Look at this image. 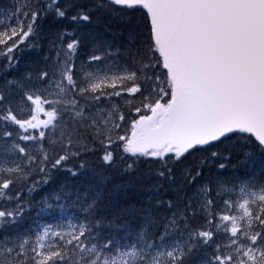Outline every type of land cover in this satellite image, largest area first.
Instances as JSON below:
<instances>
[{
	"label": "snow or ice",
	"instance_id": "1",
	"mask_svg": "<svg viewBox=\"0 0 264 264\" xmlns=\"http://www.w3.org/2000/svg\"><path fill=\"white\" fill-rule=\"evenodd\" d=\"M93 10L118 13L132 27L115 71L111 45L92 40L80 56ZM7 19L0 20V76L12 77L0 84V231L23 218L25 189L41 190L53 172H86L88 156L107 168L117 155L131 161L127 169L148 159L169 179L182 165L184 187L167 203L170 216L159 223L145 216L134 235L125 225L119 238L94 214L96 198L77 191L73 200L61 187L45 208L63 214L72 201L81 215L0 235V264H264V185L231 183L222 172L205 178L209 160L220 157L205 155L211 147L235 139L264 153V0H13ZM42 22L57 28L44 67L12 76ZM125 94L127 113L111 103ZM29 141L39 143L35 152L20 143Z\"/></svg>",
	"mask_w": 264,
	"mask_h": 264
},
{
	"label": "trees",
	"instance_id": "2",
	"mask_svg": "<svg viewBox=\"0 0 264 264\" xmlns=\"http://www.w3.org/2000/svg\"><path fill=\"white\" fill-rule=\"evenodd\" d=\"M12 2L13 0H0V13H3V15H0V20H3L4 23H8V9ZM77 2L91 6L96 3L97 0H77ZM93 11L94 15L92 23L89 24L84 30L85 35L89 38V41L86 42L85 47L82 48L80 52L81 58H87L94 46L91 41L94 40L97 43L111 45V50L114 53L113 61L118 62L123 66L126 59L125 48L128 47L127 40H129L127 36L130 34V32L126 31V29L130 27L128 26L127 22L128 18H122L118 13H107L96 10ZM135 20H139L140 22L138 14ZM135 20L134 23H137ZM41 27L42 31L39 39L36 41V47L32 48L31 50L28 48L24 49V51L20 54L21 59L19 72L12 73V76L23 75L27 71L36 72L38 69H42L44 67L43 60L49 52V42L52 39V33L56 32L57 28L52 27V22H42ZM116 53H119V55H115ZM38 61L41 62L39 63ZM77 63L79 64V61H77ZM10 78L12 77L0 76V84L3 83L4 79ZM125 98L126 99L123 101L113 97L111 103L119 104L123 111L127 113L129 105L126 103V101L131 100L132 98L128 97L127 95H125ZM133 102L138 105L140 103V98L137 97ZM20 143L27 144L34 152L40 146L39 143L34 145L31 141ZM239 149L240 148L238 147L237 143L230 141H226L224 144L209 148L205 155L210 156L212 151H217L220 153V157L216 160H209L208 165L205 167V178H207L209 174L214 177L217 172H222L223 177L229 181L231 180L232 182L248 180L257 185H264V153H260L258 149H253L250 147L246 151V157H242L244 154ZM199 155V153L196 154L197 158ZM225 156L230 158L225 160ZM86 159L91 162V167L80 175L73 177L67 172H53L51 179V181H53H50L48 185L42 186L41 190L27 195V189H25L24 202L28 205V207L25 210L23 218L17 225L5 227L3 231H0V235H15L18 232L26 233L30 229H35L37 225H43L46 223H64V220L69 217H79L81 213L78 209V206L74 205L72 201H68L67 210L63 214L57 207H53L51 209L45 208V197H47L49 194L57 192V190H59L61 187H64V185H69L68 187H65V191L66 189L67 191L70 190V192L74 191V195L77 193V191H79L81 195L87 191L90 197L93 196L96 198V201L102 199L96 203L94 214L96 213L95 215L98 220L103 221L104 230L110 235L113 234L112 236L117 238L125 235V232L119 231V229L124 225L129 226L131 233L134 235L135 226L138 223L143 222V218L145 216H150V218L156 223L161 222V219L164 216L171 215V213L166 211L167 203L169 201L176 202L178 195L183 197V192L180 191V189L184 187L182 165L174 170L173 177L169 179L168 177H160L158 170L161 165L148 159L142 158L138 160L133 165L132 169H127V163L131 161H121L119 155H117L115 165L110 168L97 167L95 163L97 157L95 156H88ZM189 159L192 158L190 157ZM221 162L226 164V168L223 170L218 168V164ZM76 164L78 165L79 161H77ZM69 166L71 167V165ZM105 194H107L110 199L105 196ZM74 195L73 200H75ZM101 201L103 203H101ZM48 203H54V201L49 200ZM99 206H101V208H99ZM103 206L106 207L104 208ZM98 212L101 214V216ZM161 213L164 214L162 215ZM109 225H111V228L108 227ZM195 264H199V262L195 261Z\"/></svg>",
	"mask_w": 264,
	"mask_h": 264
},
{
	"label": "rangeland",
	"instance_id": "3",
	"mask_svg": "<svg viewBox=\"0 0 264 264\" xmlns=\"http://www.w3.org/2000/svg\"><path fill=\"white\" fill-rule=\"evenodd\" d=\"M137 23L139 22V20H135ZM128 26H130L129 24H128ZM126 31L127 32H130V34L132 33V27L130 26V27H128L127 29H126ZM130 34H128V39H130ZM127 41H129V40H127ZM110 65L112 66V68H113V70L115 71L116 69H117V67H119V66H122L121 64H119L118 62H115V61H113V59L110 61ZM126 95V94H125ZM125 95H123V96H121V97H116L117 99H119V100H125L126 98H125ZM31 131V130H30ZM230 142H233V143H237L238 144V147L240 148L239 150L244 154V155H242V157H246V151L251 147V146H248V147H243V144H244V141H236L235 139L234 140H232V141H230ZM9 143H11V141L9 142ZM230 182L231 183H236V184H240L241 182H243V181H235V182H232L231 180H230ZM27 193V195H29L30 193H28V191H26Z\"/></svg>",
	"mask_w": 264,
	"mask_h": 264
},
{
	"label": "bare ground",
	"instance_id": "4",
	"mask_svg": "<svg viewBox=\"0 0 264 264\" xmlns=\"http://www.w3.org/2000/svg\"><path fill=\"white\" fill-rule=\"evenodd\" d=\"M10 4H11V3H10ZM5 23H6V22H5ZM47 28H48V27H47ZM52 34H53V33H52ZM45 38H46V37H45ZM41 43H42V42H41ZM37 57H38V56H37ZM22 61H23V60H22ZM38 62H39V61H38ZM40 62H41V61H40ZM40 62H39V63H40ZM34 63H35V62H34ZM32 65H33V64H32ZM34 66H35V65H34ZM0 82H1V81H0ZM111 177H112V175H111ZM53 179H55V178H53ZM122 179H123V178H122ZM52 181H53V180H52ZM52 181H51V182H52ZM73 184H75V183H73ZM64 186H65V185H64ZM66 186H67V185H66ZM68 186H69V185H68ZM68 186H67V187H68ZM71 186H72V185H71ZM71 186H70V187H71ZM79 187H80V186H79ZM56 188H57V187H56ZM56 188H55V189H56ZM76 188H78V187H76ZM111 188H112V187H111ZM70 189H71V188H70ZM73 189H74V187H73ZM81 189H82V188H81ZM112 189H113V188H112ZM114 189H115V188H114ZM77 190H78V189H77ZM97 190H98V188H97ZM97 190H96V191H97ZM66 191H67V189H66ZM69 191H70V190H69ZM99 191H100V190H99ZM102 191H103V190H102ZM102 191H101V192H102ZM110 191H111V190H110ZM73 192H74V191H73ZM73 192H72V193H73ZM24 193H25V192H24ZM26 193H27V192H26ZM28 193H29V192H28ZM33 193H34V192H33ZM95 193H97V192H95ZM99 193H100V192H99ZM106 193H107V192H106ZM109 193H110V192H109ZM92 194H93V193H92ZM111 194H112V193H111ZM33 195H34V194H33ZM100 195H101V194H100ZM109 195H110V194H109ZM26 196H27V195H26ZM38 196H39V195H38ZM74 196H75V195H74ZM105 196L108 197L107 194H105ZM30 197H32V196H30ZM92 197H93V196H92ZM98 197H100V196H98ZM103 197H104V196H103ZM107 197H106V198H107ZM113 197H114V196H113ZM94 198H95V197H94ZM104 198H105V197H104ZM108 198H109V197H108ZM99 199H100V198H99ZM109 199H110V198H109ZM32 200H34V199H32ZM100 200H102V199H100ZM100 200H99V201H100ZM104 200H106V199H104ZM27 201H28V200H27ZM99 201H97V202H99ZM109 201H110V200H109ZM112 201H113V199H112ZM112 201H111V202H112ZM70 202H71V201H70ZM105 202H106V201H105ZM101 203H103V202L101 201ZM101 203H99V204H101ZM106 203H107V202H106ZM108 203H109V202H108ZM127 203H128V202H127ZM133 203H134V202H133ZM113 204H114V203H113ZM130 204H131V203H130ZM103 205H104V204H103ZM105 205H106V204H105ZM126 205H127V204H126ZM106 206H107V205H106ZM106 206H103V207L105 208ZM109 206H110V205H109ZM132 207H133V206H132ZM30 208H32V207H30ZM30 208H29V210H30ZM35 208H36V206H35ZM37 208H38V207H37ZM97 208H98V207H97ZM99 208H101V206H99ZM104 208H103V209H104ZM95 209H96V208H95ZM95 209H94V210H95ZM106 209H108V208H106ZM70 210H71V209H70ZM99 210H100V209H99ZM27 211H28V210H27ZM96 211H97V210H96ZM100 211H101V210H100ZM103 211H104V210H103ZM110 211H111V210H110ZM110 211H109V212H110ZM153 211H154V210H153ZM31 212H32V211H31ZM107 212H108V211H107ZM28 213H29V211H28ZM32 213H33V212H32ZM32 213H31V214H32ZM40 213H41V212H40ZM98 213H99V212H98ZM101 213H102V212H101ZM104 213H105V212H104ZM41 214H42V213H41ZM95 214H96V213H95ZM99 214H100V213H99ZM105 214H107V213H105ZM125 214H126V213H125ZM125 214H124V215H125ZM129 214H130V213H129ZM161 214H162V213H161ZM163 214H164V213H163ZM163 214H162V215H163ZM65 215H66V214H65ZM74 215H75V213H74ZM108 215H109V214H108ZM134 215H135V214H134ZM157 215H158V214H157ZM29 216H30V215H29ZM97 216H98V215H97ZM100 216H101V214H100ZM100 216H99V217H100ZM102 216H103V215H102ZM125 216H127V215H125ZM160 216H161V215H160ZM34 217H35V216H34ZM103 217H104V216H103ZM129 217H130V216H129ZM129 217H128V218H129ZM162 217H163V216H162ZM164 217H165V216H164ZM164 217H163V218H164ZM57 218H58V217H57ZM100 219H101V217H100ZM103 220H104V219H103ZM126 220H127V219H126ZM128 220H129V219H128ZM161 220H162V219H161ZM57 221H58V220H57ZM22 223H23V222H22ZM28 223H29V222H28ZM112 223H113V222H112ZM117 224H118V223H117ZM105 226H106V225H105ZM124 226H125V225H124ZM108 227H109V226H108ZM110 228H111V226H110ZM6 230H7V229H6ZM110 232H111V231H110ZM14 234H15V233H14ZM108 234H109V233H108ZM112 235H113V234H112Z\"/></svg>",
	"mask_w": 264,
	"mask_h": 264
}]
</instances>
